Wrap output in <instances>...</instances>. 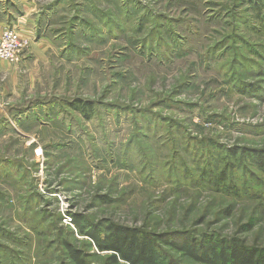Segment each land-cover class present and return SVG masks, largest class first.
I'll return each instance as SVG.
<instances>
[{
	"label": "rangeland",
	"instance_id": "1",
	"mask_svg": "<svg viewBox=\"0 0 264 264\" xmlns=\"http://www.w3.org/2000/svg\"><path fill=\"white\" fill-rule=\"evenodd\" d=\"M260 12L248 0H0V32L27 41L18 62L0 59V264H73L65 243L104 264L72 216L264 248V201L199 181L230 161L233 188L264 193L240 157L264 150Z\"/></svg>",
	"mask_w": 264,
	"mask_h": 264
},
{
	"label": "trees",
	"instance_id": "2",
	"mask_svg": "<svg viewBox=\"0 0 264 264\" xmlns=\"http://www.w3.org/2000/svg\"><path fill=\"white\" fill-rule=\"evenodd\" d=\"M248 1L257 12H260L264 6V0ZM260 17L264 29V16ZM74 109L80 111L85 117L92 111L90 104L85 102H78ZM242 153L244 154L242 155ZM242 153L240 157L244 163L250 164V166L254 165L264 175V150H245ZM234 155L238 156V154ZM231 163L233 162H227L226 164L230 167L225 169L226 165L218 172L201 171L200 184L219 190L228 196L234 195L241 198L244 197L243 195H247L244 198H256L264 201V193L260 195L248 194L250 192L248 189L252 184L249 181L244 183L245 194H241L235 186L232 187L228 172L236 166ZM72 221L78 233L89 238L90 243L96 247L98 252L109 253L105 257L104 264H179L172 260L167 248L180 253L182 257L189 259L193 264H264V248L249 245L239 238L218 240L213 236L203 235L199 239L186 237L172 240L174 234H157L114 223L94 224L79 216H72ZM64 246L66 254L73 264H97L88 261L90 256L83 254L81 250L71 244L65 243Z\"/></svg>",
	"mask_w": 264,
	"mask_h": 264
},
{
	"label": "built area",
	"instance_id": "3",
	"mask_svg": "<svg viewBox=\"0 0 264 264\" xmlns=\"http://www.w3.org/2000/svg\"><path fill=\"white\" fill-rule=\"evenodd\" d=\"M26 46L27 41L22 39L16 30L8 27L0 32V59L18 62Z\"/></svg>",
	"mask_w": 264,
	"mask_h": 264
}]
</instances>
